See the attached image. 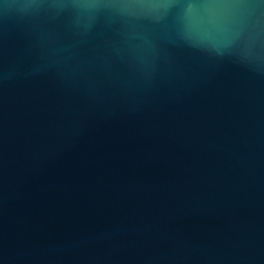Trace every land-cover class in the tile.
<instances>
[{"label":"water","instance_id":"95a60500","mask_svg":"<svg viewBox=\"0 0 264 264\" xmlns=\"http://www.w3.org/2000/svg\"><path fill=\"white\" fill-rule=\"evenodd\" d=\"M0 264H264V0H0Z\"/></svg>","mask_w":264,"mask_h":264}]
</instances>
